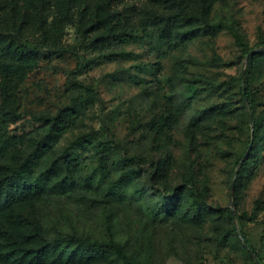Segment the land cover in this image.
<instances>
[{
    "label": "rangeland",
    "instance_id": "1",
    "mask_svg": "<svg viewBox=\"0 0 264 264\" xmlns=\"http://www.w3.org/2000/svg\"><path fill=\"white\" fill-rule=\"evenodd\" d=\"M171 1L77 0L66 12L67 0H50L41 14L40 0H4L0 104L8 92L21 116L8 126L0 173L1 166L28 162V175L45 183L41 194L0 212V240L6 230L29 245L33 230L17 210L47 238L57 230L112 235L150 264H264V62H248L264 48V0H176L194 10L203 4L199 15L238 30L250 53L227 28L169 47L150 18L169 11ZM85 98L69 129L35 158L45 120L32 114L53 116ZM254 118L262 140L253 151ZM79 136L90 142L71 150L74 161L60 159ZM253 153L249 175L235 187L239 163ZM131 157L126 168H140V175L122 196L108 193L123 170L118 161ZM155 165L164 177L150 182ZM189 181L205 193L201 220L191 217L184 199L174 215L155 214L157 190L182 197L180 187ZM0 264L7 263L0 258Z\"/></svg>",
    "mask_w": 264,
    "mask_h": 264
},
{
    "label": "trees",
    "instance_id": "2",
    "mask_svg": "<svg viewBox=\"0 0 264 264\" xmlns=\"http://www.w3.org/2000/svg\"><path fill=\"white\" fill-rule=\"evenodd\" d=\"M77 0H67L66 12L68 6L75 3ZM4 0H0V8H3ZM50 0H40L39 12L41 14L49 12ZM169 11L160 15H153L151 25L156 28L158 37L166 42L169 47L176 48L187 44L193 38L206 34L213 33L220 29L227 28L231 31L233 38L237 45L241 46L245 53H250L252 50L248 48L238 30L232 29L230 26L222 22H211L208 19L199 15L203 14V4L194 10L190 5L182 6L180 2L173 0L168 5ZM28 24V19L25 22ZM29 51L30 54H32ZM21 55H18L20 59ZM29 57V56H28ZM249 64L254 61L264 62V48L251 52L249 55ZM234 80L241 82V78L234 77ZM89 92L93 89L84 86ZM90 94V93H89ZM248 92H243L244 98H248L251 110L254 114V101L252 97H248ZM87 98V97H86ZM80 103H70L60 108L53 116L41 114H32L33 117L41 116L44 119V124L41 127V133L34 143V156L40 158L42 155L48 153L51 148L56 144L59 138L69 129L76 116L79 114L81 108L86 106L87 99ZM21 116L8 92H2V101L0 104V150L7 147L11 142V137L8 134V126L10 123L16 122ZM254 133H253V151L258 148L261 138L262 124L259 120H253ZM259 135V136H258ZM90 141L85 139L84 136H79L70 142L69 146L61 151L59 158L62 160L71 161V150L78 146H83ZM252 151V152H253ZM255 161L254 153L247 155L239 163L237 173V182L235 187L243 181L245 176L249 175V164ZM134 162V157L130 159H120L118 166L123 168L119 177H116L110 182L105 190L113 195L122 196L124 187L133 177H138L141 169L137 167H128L127 162ZM34 164V162L32 163ZM112 164H117L113 162ZM31 163L23 162L18 166L12 167L1 166L0 173V212L11 211L16 209L15 206H22L32 196L39 195L43 191L45 180L42 176H34L33 178L28 175ZM164 170L161 166L155 165L154 168L148 173V180L155 182L161 180L164 176ZM61 187L64 186L63 182H57ZM182 197L176 193L163 194L157 190L158 198L155 202V214L162 216H171L181 205L182 200L187 204V208L193 219L201 220L205 214V193L198 188L192 181L185 182L180 187ZM137 195L143 196L142 191H136ZM21 222L30 227L33 232L29 235V245H24L19 242L13 234L4 231V239L0 240V258L7 264H98L105 260H111L115 264H150L143 261L129 253L126 245L115 239L112 235L106 238H90L76 233H64L61 230L55 231L49 238L40 233L33 221L29 218L28 214L18 212ZM228 217L232 219V211L226 209ZM246 217V213H242L239 219L242 220ZM243 239L248 246L249 252H255L254 247L250 244L245 234L241 231ZM28 239V241H29ZM260 264H263L260 261Z\"/></svg>",
    "mask_w": 264,
    "mask_h": 264
},
{
    "label": "water",
    "instance_id": "3",
    "mask_svg": "<svg viewBox=\"0 0 264 264\" xmlns=\"http://www.w3.org/2000/svg\"><path fill=\"white\" fill-rule=\"evenodd\" d=\"M233 186H234V183H232V186H231V188H233ZM245 247L248 249V246H247V244L245 243ZM249 250V249H248ZM251 253V252H250Z\"/></svg>",
    "mask_w": 264,
    "mask_h": 264
}]
</instances>
